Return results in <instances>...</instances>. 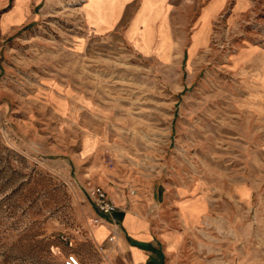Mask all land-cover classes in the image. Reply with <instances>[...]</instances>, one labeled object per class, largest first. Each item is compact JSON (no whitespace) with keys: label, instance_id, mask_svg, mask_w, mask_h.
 Masks as SVG:
<instances>
[{"label":"rangeland","instance_id":"obj_1","mask_svg":"<svg viewBox=\"0 0 264 264\" xmlns=\"http://www.w3.org/2000/svg\"><path fill=\"white\" fill-rule=\"evenodd\" d=\"M90 2L0 0V264H64L69 253L110 264L93 242L97 227L86 233L96 218L86 174L115 201L133 186V205L149 202L155 178L198 184L214 202L240 182L260 183L249 207L223 202L243 210L250 260L264 264V0H246L235 21L229 0L189 51L185 42L172 55L160 33L164 63L81 42ZM149 28L143 17L133 28L143 52ZM67 91L77 117L53 106ZM85 143L93 152L81 156L93 158H81Z\"/></svg>","mask_w":264,"mask_h":264},{"label":"crops","instance_id":"obj_2","mask_svg":"<svg viewBox=\"0 0 264 264\" xmlns=\"http://www.w3.org/2000/svg\"><path fill=\"white\" fill-rule=\"evenodd\" d=\"M201 1L91 0L86 13L81 10L82 37L79 40L120 45L140 57L164 63L156 53L160 33L168 36L172 55L185 42L189 51L203 23L208 25L209 39L212 21L226 12L229 2L205 0L197 13L196 4ZM248 6L246 0H235L229 21H235ZM139 17L150 20L148 52L140 49V38L133 31ZM192 25L196 28L186 29ZM66 94L64 98H56L53 106L62 117H77L69 104L73 96L70 91ZM98 144L96 141L97 150ZM92 152L93 148L85 143L80 156ZM89 156L92 155L81 158ZM100 165L102 167V163L93 160L91 173H100ZM86 176L85 188L87 182L102 186L90 175ZM259 184L248 180L240 182L229 192L231 199L226 192L214 202L198 184L155 178L149 202L139 201L126 211L118 210L108 217L100 216L93 209L95 217L101 218L93 242L97 246L106 245L110 264H252V253L248 252L252 248L245 244L246 229L240 223V218H245L243 210H228L223 201L228 198L234 206L249 207ZM109 237H114L112 244L107 243Z\"/></svg>","mask_w":264,"mask_h":264},{"label":"built area","instance_id":"obj_3","mask_svg":"<svg viewBox=\"0 0 264 264\" xmlns=\"http://www.w3.org/2000/svg\"><path fill=\"white\" fill-rule=\"evenodd\" d=\"M133 188L134 187L131 186V189L127 190V194L124 193V189H123L122 201H115L113 198L110 197L108 191L104 187L100 185H91L89 182L86 183L85 191L88 199L91 201V204L93 205L96 212L100 216L108 217V216H112V214L115 211L118 210L126 211L127 209H129L131 205H133L131 198L136 196V191ZM100 216L98 217L96 216V218L91 221V223L89 224L88 231H86V233H88V235L91 238H92L93 229L101 223ZM61 240L63 244L69 247L72 246L71 241L67 237L63 236L61 237ZM113 242H114V237H109L107 239L108 244H112ZM98 247H99L98 251L103 253L105 252L102 246H98ZM64 264H80V261L76 254L69 253L66 255L64 259Z\"/></svg>","mask_w":264,"mask_h":264}]
</instances>
